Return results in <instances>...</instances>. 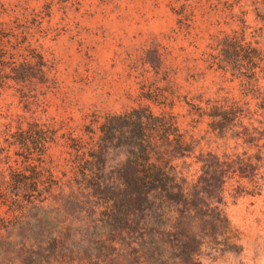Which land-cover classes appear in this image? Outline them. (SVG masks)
Returning a JSON list of instances; mask_svg holds the SVG:
<instances>
[{
  "label": "rangeland",
  "instance_id": "374dc122",
  "mask_svg": "<svg viewBox=\"0 0 264 264\" xmlns=\"http://www.w3.org/2000/svg\"><path fill=\"white\" fill-rule=\"evenodd\" d=\"M252 48L264 0H0V264H151L110 242L125 115L189 186L210 154L241 163L200 195L228 221L191 230L200 264H264V52L226 62Z\"/></svg>",
  "mask_w": 264,
  "mask_h": 264
},
{
  "label": "trees",
  "instance_id": "16d2710c",
  "mask_svg": "<svg viewBox=\"0 0 264 264\" xmlns=\"http://www.w3.org/2000/svg\"><path fill=\"white\" fill-rule=\"evenodd\" d=\"M229 38L226 37L223 44L227 48H233L234 43ZM261 52L264 51L259 48L248 51L245 49L243 53L246 54H228L226 62L234 66L242 56L245 55L248 59L258 55L261 57L264 55ZM217 109L210 114L218 125L216 127H224L223 123L234 120L236 114L232 107ZM117 119L120 121L119 126L122 123L131 125L133 135L129 138L131 157L121 163L123 167L110 175L114 181L120 182V185L112 189L109 197L113 205L111 208L114 226L120 229L110 237V242L134 249L138 256L134 261L148 254L147 260L151 264H171L169 254L164 251L173 248V264H200L198 257L202 242L200 236L191 230L192 225L206 224V227L216 230V222L222 225L228 221L222 208L217 205L219 200H216L218 203L214 206V218L210 221L209 213L201 205L205 200H201L200 195L205 193L211 199L217 197L212 192L216 184L220 183L222 187L225 173L236 167L241 168V163L225 157L218 164L219 157L210 154L212 159L203 163V174L189 186L173 166L150 159V153L154 149L149 137L151 125L148 122L132 119V115L117 116ZM218 187L219 185L216 189ZM101 221L109 223L106 218ZM155 246L160 247L164 253L154 252Z\"/></svg>",
  "mask_w": 264,
  "mask_h": 264
}]
</instances>
